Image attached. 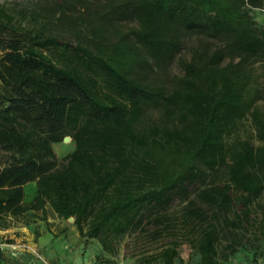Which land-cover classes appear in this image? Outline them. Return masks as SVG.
I'll return each mask as SVG.
<instances>
[{"label": "trees", "instance_id": "16d2710c", "mask_svg": "<svg viewBox=\"0 0 264 264\" xmlns=\"http://www.w3.org/2000/svg\"><path fill=\"white\" fill-rule=\"evenodd\" d=\"M255 10L264 0L0 4V228L52 210L110 256L128 236L155 244L136 264L184 263L183 244L197 264L248 247L256 262L264 25ZM66 137L74 149L60 159L54 144Z\"/></svg>", "mask_w": 264, "mask_h": 264}, {"label": "crops", "instance_id": "0c3cea01", "mask_svg": "<svg viewBox=\"0 0 264 264\" xmlns=\"http://www.w3.org/2000/svg\"><path fill=\"white\" fill-rule=\"evenodd\" d=\"M34 189V183H29L25 186L27 200L32 198ZM51 211L48 213L47 220L37 219L38 221H33L30 224L13 221L12 225L8 228H0V241L2 242L0 247V264H52L53 260H56L58 264H67L76 259H80V261L78 260V264H101L100 260L99 263H94L90 242L86 243L83 241L79 246H76L77 243L73 241L67 243L62 240V236L65 235L67 231L64 225L60 227V231L63 232L62 235L56 237L57 235L54 228H56L57 225H54L52 228ZM55 216L58 217L56 214ZM42 222L47 223L49 229L43 231V229L37 225ZM72 229H74V227H72L71 230ZM25 241H28V243H25ZM36 249L46 254L45 261H40L35 258L37 257L34 254ZM81 253L84 255L81 256ZM181 258L183 259L182 256ZM95 261H97V257Z\"/></svg>", "mask_w": 264, "mask_h": 264}, {"label": "rangeland", "instance_id": "374dc122", "mask_svg": "<svg viewBox=\"0 0 264 264\" xmlns=\"http://www.w3.org/2000/svg\"><path fill=\"white\" fill-rule=\"evenodd\" d=\"M29 3H32V0H0V4L7 5L9 7H13L16 4L20 5H29ZM256 20L259 24L264 25V11L255 10L254 12ZM175 71L178 72V69L175 68ZM258 106L264 110V102H260ZM258 144L259 142L256 141ZM74 149V143L73 142H61L58 144H54V150L58 156V158H63L68 153H70ZM51 219H52V228L54 225H57L56 228H54V231H56V237H59L62 235V231H60L61 225H64L66 228L65 235L62 236V240L67 243H71L72 241L74 243H77L76 246H79L80 243H83V240L81 239L76 227L74 226L73 222L70 220L61 219L55 216V214L51 211L50 212ZM38 221V220H35ZM43 231L49 229L47 223H41L37 224ZM74 227V229L71 230V228ZM35 242V241H34ZM25 243H28V241H25ZM91 250L93 252V259L94 263L98 262L100 260V263L103 264H109L108 261H105L106 259H112V264H136L138 263L139 259L147 254L150 255L154 253L157 250V247L155 244H151L149 242L144 241L143 239H139L137 235L134 236H128L124 239V241L120 245V251L118 255L116 256H110L103 252L100 244L97 241H91ZM262 250L264 251V241L261 242ZM65 251V250H64ZM42 255L43 259H40L38 257H35L38 260L45 261L46 254L43 253V251H39ZM179 253L183 257L184 263H180L177 261V264H197V259L192 255V249L188 244H183L179 248ZM83 256L84 254L81 253ZM33 255V254H32ZM79 255V254H78ZM80 256V255H79ZM97 257V261H95V258ZM254 257V250L250 249V247L246 249H242L237 254L233 255L227 262L224 264H264V252L262 255L258 256V260L256 262L253 261ZM66 258V257H65ZM77 260V261H76ZM69 262L67 264H78V260ZM52 262V261H51ZM52 264H58L56 260H53Z\"/></svg>", "mask_w": 264, "mask_h": 264}, {"label": "built area", "instance_id": "2783aa9c", "mask_svg": "<svg viewBox=\"0 0 264 264\" xmlns=\"http://www.w3.org/2000/svg\"><path fill=\"white\" fill-rule=\"evenodd\" d=\"M1 245H2V242L0 241V247H1ZM34 254H35L38 258L43 259L42 255L40 254V252H39L37 249L34 251Z\"/></svg>", "mask_w": 264, "mask_h": 264}, {"label": "water", "instance_id": "95a60500", "mask_svg": "<svg viewBox=\"0 0 264 264\" xmlns=\"http://www.w3.org/2000/svg\"><path fill=\"white\" fill-rule=\"evenodd\" d=\"M70 141H71V137H66L64 139V142H70ZM69 220L72 221V222H74V218H70Z\"/></svg>", "mask_w": 264, "mask_h": 264}]
</instances>
